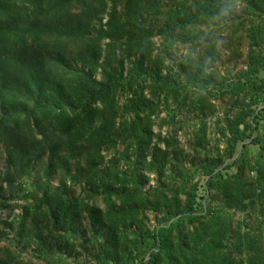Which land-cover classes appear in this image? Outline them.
<instances>
[{
	"label": "trees",
	"instance_id": "trees-1",
	"mask_svg": "<svg viewBox=\"0 0 264 264\" xmlns=\"http://www.w3.org/2000/svg\"><path fill=\"white\" fill-rule=\"evenodd\" d=\"M219 28L231 38L243 33L247 64L219 84L235 102L224 116L226 148L201 167L209 176L202 209L197 172L185 166L175 135L155 141L154 118L190 88L212 95L205 62L217 54ZM154 37L163 46L201 48L197 62L166 70ZM254 79L264 82V0H0L4 179L28 180L30 207L45 212L53 233L92 245L90 264H264V220L259 231L245 218L234 221L239 212L249 220L259 209L264 216V156L224 165L254 133L251 144L264 150V87L251 89ZM197 103L194 111L203 112ZM205 140L203 125L195 142ZM110 151L117 155L107 166ZM149 174L156 185L145 190ZM1 181L0 207H7ZM77 184L86 198L72 196ZM96 196L105 208L90 202ZM148 212L162 215L151 231ZM145 242L152 247L139 259ZM0 264L22 263L8 252Z\"/></svg>",
	"mask_w": 264,
	"mask_h": 264
},
{
	"label": "rangeland",
	"instance_id": "rangeland-1",
	"mask_svg": "<svg viewBox=\"0 0 264 264\" xmlns=\"http://www.w3.org/2000/svg\"><path fill=\"white\" fill-rule=\"evenodd\" d=\"M219 29L214 31V34L217 35V54L214 58L205 62V66L210 73L211 82L215 85V89H212V95H209L207 88L198 89V91L190 88L187 95L182 93L181 97H179L180 104H176L173 99H170V109L168 111L162 110L158 117L154 118L155 139L157 140L170 134L175 135L177 144L183 148L187 155L185 166L194 170V172L201 170L202 164L208 158H212V155L217 154L218 151L222 152L226 148L227 139L224 131V116L228 108L235 102V98L222 90L219 84L223 78L230 82L236 74L245 70L247 64L248 42L243 38V33L239 32L237 38L241 40L238 41L237 38L229 37L227 31L224 32ZM153 42L154 55L161 54L165 59V69L173 67L174 72H178L177 66L182 61L192 60L196 63L198 53L201 51L199 47L193 48L184 44L163 46L162 39L159 37H154ZM249 87L251 89H262L264 82L254 79L249 83ZM197 98L202 100V103L197 104L199 107L203 106V112L194 111L193 102ZM124 101L125 98L122 97L120 104H123ZM183 102L185 104L184 107L182 105ZM170 116L174 117L173 120ZM203 125L205 127L206 140L201 145H197L195 136L201 132ZM248 145H255L260 148L259 143H249L245 147ZM116 155L117 151L105 152V165H111V159ZM262 156H264V150ZM118 166L120 169H126L123 163ZM5 173L6 164L2 157L0 160L1 195L3 198L9 199V201L7 207H0V257H4L8 252H11L22 264H90L89 254L93 251L92 245L86 244L85 247H82L80 240L75 241L64 238L62 233H53L45 212H36L30 207L34 194L28 180L15 177L4 179ZM193 184H196L195 180ZM155 185L156 177H149V182L144 186V189L148 190L155 187ZM71 192L73 197L86 198V195H88L86 191L84 193L82 187L78 184L72 186ZM211 194L214 193L211 192ZM182 199H185V197L182 196ZM90 202L105 208L98 196L92 197ZM218 203L219 200H215L212 206L216 207ZM27 207L30 208V211L26 216L24 233L22 237H18V227L25 217V209ZM204 207L203 205L201 208L203 209ZM161 217L162 215L159 213L148 212L145 220L146 228L150 231L153 230ZM242 218H245L252 228L255 227L256 231H259L257 226L264 220L260 209L250 220L246 215L244 216L239 212L234 216V221L239 222ZM82 222L86 226V220ZM131 230L138 231L135 227ZM39 232L43 233V237L47 238V244H40L36 235ZM87 239L88 236L85 237V240ZM260 241L264 244V236L260 237ZM151 247V243H142L137 251L138 258L147 257Z\"/></svg>",
	"mask_w": 264,
	"mask_h": 264
},
{
	"label": "built area",
	"instance_id": "built-area-1",
	"mask_svg": "<svg viewBox=\"0 0 264 264\" xmlns=\"http://www.w3.org/2000/svg\"><path fill=\"white\" fill-rule=\"evenodd\" d=\"M263 109H264V103L260 104V106L258 107V110H263ZM162 110H164V106L161 104L160 105V112ZM255 136H256V133L253 134L252 138H250V139H248V140H246L244 142H241L238 145V147H237V149L235 151L234 156L231 159H227L226 162L224 163V165H226V164L233 165L234 162L236 160H238L242 156V151H243L242 149L245 148V145L251 143V140L253 138H255ZM155 141H156V139H155ZM153 176H154V174H149V177H153ZM250 176L251 177H254L255 176V173L252 172L250 174ZM208 180H209V176L206 175L202 170H198L197 176L195 178V183L198 185V189H199V192H200V194H199V201H201L204 206L208 202V193L206 191V187H207Z\"/></svg>",
	"mask_w": 264,
	"mask_h": 264
},
{
	"label": "crops",
	"instance_id": "crops-1",
	"mask_svg": "<svg viewBox=\"0 0 264 264\" xmlns=\"http://www.w3.org/2000/svg\"><path fill=\"white\" fill-rule=\"evenodd\" d=\"M262 155H263V150L260 149L258 146L248 145L245 147V149H243L241 158L247 157V158H255L256 159V158L262 157ZM235 167L236 166L232 167V169H231L233 173H235V171H236Z\"/></svg>",
	"mask_w": 264,
	"mask_h": 264
},
{
	"label": "clouds",
	"instance_id": "clouds-1",
	"mask_svg": "<svg viewBox=\"0 0 264 264\" xmlns=\"http://www.w3.org/2000/svg\"><path fill=\"white\" fill-rule=\"evenodd\" d=\"M228 12H229L228 9H223L222 12H221V14L222 15H228Z\"/></svg>",
	"mask_w": 264,
	"mask_h": 264
}]
</instances>
